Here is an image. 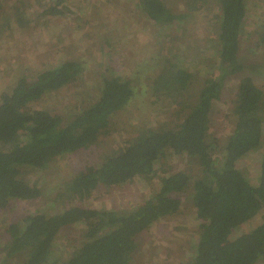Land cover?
I'll list each match as a JSON object with an SVG mask.
<instances>
[{
  "label": "trees",
  "instance_id": "1",
  "mask_svg": "<svg viewBox=\"0 0 264 264\" xmlns=\"http://www.w3.org/2000/svg\"><path fill=\"white\" fill-rule=\"evenodd\" d=\"M138 1L145 17L165 30L185 17L171 13L162 0ZM217 3L215 55L220 65L216 75L205 78L197 101L183 113L180 123L139 133L101 163L78 171L64 184V189L66 195L83 199L87 193L127 185L136 178L150 179L167 151L186 155L199 167L191 200L200 231L184 264H264V212L260 220L254 221L264 207V91L253 77L241 75L244 63L239 56V44L244 30L245 0H217ZM45 13L55 15L60 11L50 6ZM23 15L15 13L14 26H29V19ZM260 40L264 43V34ZM166 51L170 49L166 47ZM181 58L178 53L171 55L170 61L167 59L169 65L164 64V69L148 85L152 94L167 97L189 87L192 73ZM81 70L80 63L63 61L32 77L20 76L11 87L0 91L1 209L7 208L12 200H33L42 194L37 185H30L21 176V169L41 168L59 156L95 144L107 133L111 116L136 96L131 78L104 75L96 100L64 124L59 116L47 110L31 109V104L45 92L75 82ZM227 74L240 77L230 109L233 129L218 153L219 145L208 128L213 102L220 97L222 77ZM253 152L258 155L256 182L237 165L242 157ZM190 179L187 171L166 173L156 179V190L150 197L122 210L75 204L60 212L28 214L4 229V257L20 254L23 264H128L137 237L163 217L178 211L181 204L178 196ZM250 221L256 223L248 224ZM74 223L84 225V241L68 260H54L52 245L57 234ZM246 223L250 228L235 234Z\"/></svg>",
  "mask_w": 264,
  "mask_h": 264
},
{
  "label": "rangeland",
  "instance_id": "2",
  "mask_svg": "<svg viewBox=\"0 0 264 264\" xmlns=\"http://www.w3.org/2000/svg\"><path fill=\"white\" fill-rule=\"evenodd\" d=\"M162 1L171 13L185 16L166 30L145 17L138 0H0V91L11 87L20 76L32 77L45 67L68 60L80 63L82 70L75 82L45 92L31 104V109H43L59 116L63 124L96 100L99 81L104 75L127 76L136 91L133 100L111 116L107 133L95 144L59 156L41 168L21 169V176L30 185H37L42 194L33 200H12L7 208H0V264H23L24 260L20 254L4 257V229L9 223L37 211L60 212L75 204L122 210L150 197L156 190V179L179 171H187L191 176L178 196L180 208L137 237V246L128 264H184L189 260L200 231L191 200L199 167L186 155L167 151L150 179L136 178L127 185L87 193L83 199L66 195L64 189V184L78 171L101 163L139 133L175 127L183 113L197 101L205 78L217 74L220 65L215 55L217 0ZM245 2L244 30L239 44V56L244 63L241 75L253 77L264 91V43L260 42L264 34V0ZM190 5L193 8L189 9ZM50 6L60 13H45ZM16 12L25 14L30 21L28 27L14 26ZM170 53L173 56L180 53V58L187 63L192 73L191 84L170 96H156L148 85L164 69V64H168ZM239 77V74L222 77V93L213 102L208 133L216 139L218 153L233 129L230 109ZM237 165L251 181H257L256 152L242 157ZM263 212L264 207L254 221L260 220ZM248 224L235 234L248 230ZM84 232L81 223L64 227L52 245V258L59 262L68 260L84 241Z\"/></svg>",
  "mask_w": 264,
  "mask_h": 264
}]
</instances>
